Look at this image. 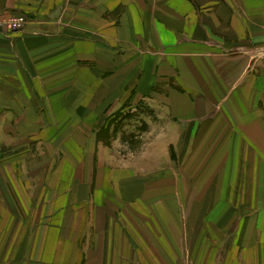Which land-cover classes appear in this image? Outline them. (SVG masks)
<instances>
[{
    "label": "crops",
    "instance_id": "obj_1",
    "mask_svg": "<svg viewBox=\"0 0 264 264\" xmlns=\"http://www.w3.org/2000/svg\"><path fill=\"white\" fill-rule=\"evenodd\" d=\"M0 15V264H264V0ZM145 104L138 153L100 136Z\"/></svg>",
    "mask_w": 264,
    "mask_h": 264
},
{
    "label": "rangeland",
    "instance_id": "obj_2",
    "mask_svg": "<svg viewBox=\"0 0 264 264\" xmlns=\"http://www.w3.org/2000/svg\"><path fill=\"white\" fill-rule=\"evenodd\" d=\"M138 111H136L134 113V111H131V114L129 115V120L127 122H130L131 124L126 127L123 128L121 126V122H123L122 120L125 117L124 113H120V111L118 112L119 115H117V120L114 122H109L107 123L108 125V129L101 131L100 136L108 139L110 136L114 135L115 138H119L121 141H119V143L117 144V146L115 147V149H119L121 153H125V154H136L139 152V150H141V147H139L138 141H135L134 138V133H139L142 132V130L144 131L147 127H148V120H145V117L147 118V115L149 114V116L154 115V110H152L151 108H149L148 105H140L137 107ZM129 110H135L134 108H131ZM147 110V111H146ZM140 111L144 112V113H140ZM128 113H130L129 111H127ZM148 113V114H147ZM123 114V115H121ZM127 116V113H126ZM127 119L124 120V122H126ZM126 126V125H125ZM134 139V140H133ZM124 140H132V142H129V144L127 142H125ZM108 141V140H106ZM110 142H108L109 144ZM251 183L249 185L246 186V189L248 187H250ZM249 212V211H248ZM235 228H237V226H235ZM231 233H228L225 241L221 243L222 248L225 246V244L227 243V239H230ZM219 244V243H218ZM228 244V243H227Z\"/></svg>",
    "mask_w": 264,
    "mask_h": 264
},
{
    "label": "built area",
    "instance_id": "obj_3",
    "mask_svg": "<svg viewBox=\"0 0 264 264\" xmlns=\"http://www.w3.org/2000/svg\"><path fill=\"white\" fill-rule=\"evenodd\" d=\"M27 17L20 16H4L0 15V32H20L27 24ZM257 54L264 56V49L258 51Z\"/></svg>",
    "mask_w": 264,
    "mask_h": 264
}]
</instances>
